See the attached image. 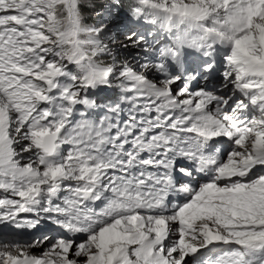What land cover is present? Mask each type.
Returning a JSON list of instances; mask_svg holds the SVG:
<instances>
[{
	"label": "snow or ice",
	"instance_id": "obj_1",
	"mask_svg": "<svg viewBox=\"0 0 264 264\" xmlns=\"http://www.w3.org/2000/svg\"><path fill=\"white\" fill-rule=\"evenodd\" d=\"M0 264H264V0H0Z\"/></svg>",
	"mask_w": 264,
	"mask_h": 264
},
{
	"label": "rangeland",
	"instance_id": "obj_2",
	"mask_svg": "<svg viewBox=\"0 0 264 264\" xmlns=\"http://www.w3.org/2000/svg\"><path fill=\"white\" fill-rule=\"evenodd\" d=\"M112 31H114V32L117 33V35L115 36V40H114V43H115L116 45H121V44L127 42V41H126V37H125V29H124L123 26H121V25H116V26H114V27L112 28ZM130 51H131V48L129 47V48L126 49V50H121L119 54L123 57V56L127 55L128 52H130ZM108 94L111 95L110 92H109Z\"/></svg>",
	"mask_w": 264,
	"mask_h": 264
},
{
	"label": "trees",
	"instance_id": "obj_3",
	"mask_svg": "<svg viewBox=\"0 0 264 264\" xmlns=\"http://www.w3.org/2000/svg\"><path fill=\"white\" fill-rule=\"evenodd\" d=\"M89 15H94V14H92V13H89ZM89 22H93V21H89Z\"/></svg>",
	"mask_w": 264,
	"mask_h": 264
}]
</instances>
